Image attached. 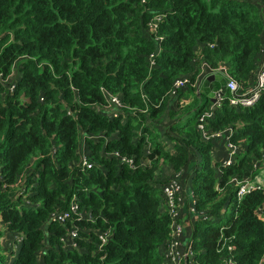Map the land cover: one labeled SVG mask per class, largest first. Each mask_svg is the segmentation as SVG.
<instances>
[{"label":"trees","instance_id":"obj_1","mask_svg":"<svg viewBox=\"0 0 264 264\" xmlns=\"http://www.w3.org/2000/svg\"><path fill=\"white\" fill-rule=\"evenodd\" d=\"M263 60L264 0H0V264H167L164 166L205 213L186 264H264V187L237 200L229 182L264 159V94L234 108L216 71L248 88ZM183 76L197 85L171 99ZM199 124L229 128L234 162L213 160Z\"/></svg>","mask_w":264,"mask_h":264},{"label":"built area","instance_id":"obj_2","mask_svg":"<svg viewBox=\"0 0 264 264\" xmlns=\"http://www.w3.org/2000/svg\"><path fill=\"white\" fill-rule=\"evenodd\" d=\"M158 19L159 17L155 18V23H157ZM155 23L151 25L152 28L156 26ZM200 67L202 69L200 77L204 76L206 73L212 72V69L206 68V64L204 62H201ZM216 71L220 72L226 79V87L231 92V96L228 97V103L234 108L235 107L236 108L252 107L258 102L262 94H264V61L257 68V71L255 73V78H254V85L252 84L248 88H244L243 86H241L237 82V80L229 73V71L224 65L220 66ZM187 85L196 86L197 82L192 84L188 76H183V77L176 79L172 85V91L170 92V95H169L170 98L171 99L176 98L177 91L179 89L186 87ZM222 99L223 98H222L221 92L216 91L215 100L213 101L210 107L209 114H212L215 108L221 107L222 101H223ZM124 108H128V107L122 104L120 100L118 99V97L112 96L110 99V105L107 107L106 110L109 112L108 114L116 116L118 113H121L122 109ZM200 120L203 121V117H201ZM198 128L201 130V133L204 139H208L209 137H212V139L223 138L224 144H225L226 155L221 162L223 164H229V163L234 162L238 147L234 143L230 142L227 138V133L229 131V128L220 130L217 132H211L209 130H206L203 124H199ZM123 160L129 164L132 163L131 159H123ZM83 165L86 167H90V163H88L85 160V158H83ZM255 165H257V163ZM179 175H182V173H173V176L166 183L162 185V195H161L160 200L163 201V206H165V208L168 211V214L171 217V228L173 231L172 239L166 245V248H165V260L175 259L173 256V249L175 245H177L176 241L178 238V232L175 233V223L176 222L174 219V215L171 213L172 212L171 208H173V204L174 202H176L177 193H179L181 190V181H180ZM251 179L252 178L250 177H244L241 179L236 176H233L230 179L229 182L236 185L237 187V191H236L237 200H240L245 194L249 193L252 189H255L261 186L264 187V178L262 179V183H254ZM188 195L190 199L188 203V211H190L194 215V217L190 219V226H191V223L195 220L196 216L202 217L205 215V213L203 211L195 210L193 197L191 194H188ZM70 213L78 214V207L76 203L74 202L70 205L69 211L55 214L53 215V219H56L60 223H64V221L70 217ZM76 237H77V231L75 229H71L67 233V236L63 238V241H65V243H67L68 245L72 247H77ZM99 238L101 239V242H104L107 239V234L100 235ZM189 238L186 244L179 243L178 247L181 248L183 246L184 248L182 258L180 257L179 258L180 261L178 260L179 264H186L188 261L191 262L193 260L194 254L191 248V241L189 240Z\"/></svg>","mask_w":264,"mask_h":264},{"label":"rangeland","instance_id":"obj_3","mask_svg":"<svg viewBox=\"0 0 264 264\" xmlns=\"http://www.w3.org/2000/svg\"><path fill=\"white\" fill-rule=\"evenodd\" d=\"M264 61V60H263ZM263 61L260 63L262 64ZM259 64V65H260ZM254 85V83H253ZM184 100H178L177 102L179 104H177L178 106H174L172 105V109L181 106L182 108L179 107V109L182 111V109L184 110V105L181 104V102H183ZM167 115H165L166 117ZM166 120H162L160 121V125H162V127H164L167 122H169V120L167 118H165ZM160 125H158L159 129H160ZM163 129V128H162ZM220 140H223V138H220ZM212 158H215L212 156ZM254 174L252 175V181L254 183H262V179L264 178V160L257 163V165H255V169H254ZM173 176V171L171 170L170 167L168 166H164L162 168V170L160 169V171L157 173V179L161 182L166 183L171 177ZM180 177V181H181V190L179 193H177L176 195V202H174L173 204V208H171L172 210V214L174 215V219H175V233L178 232V238H177V245H175L174 249H173V256H174V260L173 259H166L167 264H179V258H182L183 255V251L184 248L183 246L181 248H179V243L180 244H186L188 238H189V232H190V218H188L186 220V217L188 215V213L190 211H187L186 208H184L183 206V202L185 201L188 193L186 194L185 191L188 189V182L185 180V175H179ZM188 180V179H187ZM162 195V192L160 194V196ZM156 196L158 197L157 193ZM163 206V201L160 200V207ZM164 208V206L162 207ZM187 208H188V204H187ZM226 215H229V211H227ZM179 260V261H178ZM40 263V262H39Z\"/></svg>","mask_w":264,"mask_h":264},{"label":"crops","instance_id":"obj_4","mask_svg":"<svg viewBox=\"0 0 264 264\" xmlns=\"http://www.w3.org/2000/svg\"><path fill=\"white\" fill-rule=\"evenodd\" d=\"M211 153H212V156L215 157V158H213L214 161L221 162L226 155L224 140H220V138L218 140H216L214 145H213V149H212ZM185 193L187 194L186 191H185ZM189 200H190L189 195H187L185 201L183 202V206H184V208H186L187 211H188L187 204L189 203ZM193 217H194V215L191 212H189L187 217H186V220L188 218L192 219Z\"/></svg>","mask_w":264,"mask_h":264}]
</instances>
